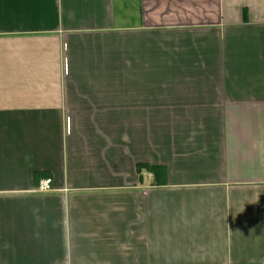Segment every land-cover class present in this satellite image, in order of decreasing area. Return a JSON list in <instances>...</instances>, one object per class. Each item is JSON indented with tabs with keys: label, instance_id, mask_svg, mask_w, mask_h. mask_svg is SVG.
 Wrapping results in <instances>:
<instances>
[{
	"label": "crops",
	"instance_id": "crops-1",
	"mask_svg": "<svg viewBox=\"0 0 264 264\" xmlns=\"http://www.w3.org/2000/svg\"><path fill=\"white\" fill-rule=\"evenodd\" d=\"M0 264H264V0H0Z\"/></svg>",
	"mask_w": 264,
	"mask_h": 264
},
{
	"label": "trees",
	"instance_id": "trees-1",
	"mask_svg": "<svg viewBox=\"0 0 264 264\" xmlns=\"http://www.w3.org/2000/svg\"><path fill=\"white\" fill-rule=\"evenodd\" d=\"M143 169H147L149 172H151L155 176L156 182L158 184H165L167 182V173L164 166L141 164L139 166V171H143Z\"/></svg>",
	"mask_w": 264,
	"mask_h": 264
},
{
	"label": "built area",
	"instance_id": "built-area-1",
	"mask_svg": "<svg viewBox=\"0 0 264 264\" xmlns=\"http://www.w3.org/2000/svg\"><path fill=\"white\" fill-rule=\"evenodd\" d=\"M52 178H45V179H42L39 184H38V191L40 192H47V191H50L52 190Z\"/></svg>",
	"mask_w": 264,
	"mask_h": 264
}]
</instances>
